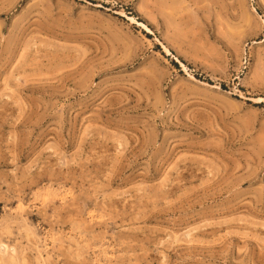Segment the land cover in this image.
Instances as JSON below:
<instances>
[{
    "label": "rangeland",
    "instance_id": "1",
    "mask_svg": "<svg viewBox=\"0 0 264 264\" xmlns=\"http://www.w3.org/2000/svg\"><path fill=\"white\" fill-rule=\"evenodd\" d=\"M0 264H264V0H0Z\"/></svg>",
    "mask_w": 264,
    "mask_h": 264
},
{
    "label": "bare ground",
    "instance_id": "2",
    "mask_svg": "<svg viewBox=\"0 0 264 264\" xmlns=\"http://www.w3.org/2000/svg\"><path fill=\"white\" fill-rule=\"evenodd\" d=\"M205 84V83H204ZM207 84V83H206Z\"/></svg>",
    "mask_w": 264,
    "mask_h": 264
}]
</instances>
